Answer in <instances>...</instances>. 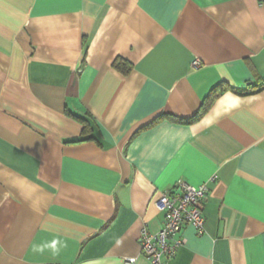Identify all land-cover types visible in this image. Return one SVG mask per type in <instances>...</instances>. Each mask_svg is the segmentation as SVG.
<instances>
[{
    "label": "crops",
    "instance_id": "1",
    "mask_svg": "<svg viewBox=\"0 0 264 264\" xmlns=\"http://www.w3.org/2000/svg\"><path fill=\"white\" fill-rule=\"evenodd\" d=\"M262 80L257 0H0V264H149L178 181L203 232L164 264H264Z\"/></svg>",
    "mask_w": 264,
    "mask_h": 264
},
{
    "label": "built area",
    "instance_id": "2",
    "mask_svg": "<svg viewBox=\"0 0 264 264\" xmlns=\"http://www.w3.org/2000/svg\"><path fill=\"white\" fill-rule=\"evenodd\" d=\"M264 9V0H257ZM193 68L199 67V62L192 63ZM174 192L159 193L155 207L163 214L161 229L155 233L142 230L139 239L141 253L149 264H164V261L173 257L176 249L182 244L178 237L184 226H190L198 234L203 232V206L207 197L205 185L194 187L184 181L174 185ZM134 262L128 260L129 264Z\"/></svg>",
    "mask_w": 264,
    "mask_h": 264
},
{
    "label": "trees",
    "instance_id": "3",
    "mask_svg": "<svg viewBox=\"0 0 264 264\" xmlns=\"http://www.w3.org/2000/svg\"><path fill=\"white\" fill-rule=\"evenodd\" d=\"M113 67L115 69H117L118 71H120L121 74H123V75H128L132 70V65L130 63L126 62L125 60H122V59L115 60ZM251 88H252L253 92H258V91L264 90V80L260 81L259 85L251 86ZM229 90L236 93V94L243 95L242 91L233 90V89L229 88L228 86L219 83L209 91V93L203 99V102L200 105L198 111L190 119L182 120V119H177L174 117H166V118L168 120H170L174 123H178V124H185V125L193 124V123L197 122L203 115H205L209 111V109L211 108V106L213 105V103L215 102V100L217 99V97L220 94H222L223 92L229 91ZM73 118L82 124V133H87L89 131L88 125L84 122V120L82 118H80V117H73ZM158 120H160V118ZM158 120L155 121L154 123L159 122Z\"/></svg>",
    "mask_w": 264,
    "mask_h": 264
}]
</instances>
